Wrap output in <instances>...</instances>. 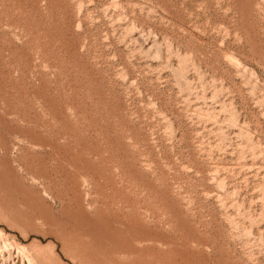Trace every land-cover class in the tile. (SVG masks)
I'll return each instance as SVG.
<instances>
[{
    "label": "rangeland",
    "instance_id": "374dc122",
    "mask_svg": "<svg viewBox=\"0 0 264 264\" xmlns=\"http://www.w3.org/2000/svg\"><path fill=\"white\" fill-rule=\"evenodd\" d=\"M0 264H264V0H0Z\"/></svg>",
    "mask_w": 264,
    "mask_h": 264
},
{
    "label": "bare ground",
    "instance_id": "6f19581e",
    "mask_svg": "<svg viewBox=\"0 0 264 264\" xmlns=\"http://www.w3.org/2000/svg\"><path fill=\"white\" fill-rule=\"evenodd\" d=\"M237 60V59H236ZM232 61L233 62H235V60L234 59H232ZM238 65V64H237ZM237 65H235V66H237ZM239 66V65H238ZM240 67H242V66H239V69H240ZM238 68V67H237ZM246 71V70H245Z\"/></svg>",
    "mask_w": 264,
    "mask_h": 264
}]
</instances>
